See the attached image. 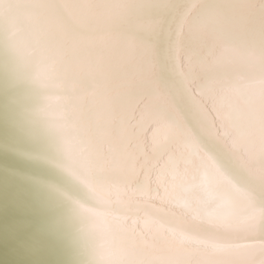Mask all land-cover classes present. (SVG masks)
I'll return each mask as SVG.
<instances>
[{
    "label": "snow or ice",
    "instance_id": "snow-or-ice-1",
    "mask_svg": "<svg viewBox=\"0 0 264 264\" xmlns=\"http://www.w3.org/2000/svg\"><path fill=\"white\" fill-rule=\"evenodd\" d=\"M88 264H264V0H0Z\"/></svg>",
    "mask_w": 264,
    "mask_h": 264
},
{
    "label": "water",
    "instance_id": "water-1",
    "mask_svg": "<svg viewBox=\"0 0 264 264\" xmlns=\"http://www.w3.org/2000/svg\"><path fill=\"white\" fill-rule=\"evenodd\" d=\"M11 58L0 37V264H88L72 221L85 190L65 172L43 100L23 94L37 92Z\"/></svg>",
    "mask_w": 264,
    "mask_h": 264
},
{
    "label": "bare ground",
    "instance_id": "bare-ground-1",
    "mask_svg": "<svg viewBox=\"0 0 264 264\" xmlns=\"http://www.w3.org/2000/svg\"><path fill=\"white\" fill-rule=\"evenodd\" d=\"M11 59H13L14 61H15V58H11ZM9 62H11V61H9ZM26 81V83H28V81L27 80H25ZM26 83H24L23 82V84L25 85V86H27V87H29ZM25 93H28L29 94V97H31V98H39L40 96L37 94V93H35V92H23V94H25ZM34 111H36V110H34Z\"/></svg>",
    "mask_w": 264,
    "mask_h": 264
}]
</instances>
